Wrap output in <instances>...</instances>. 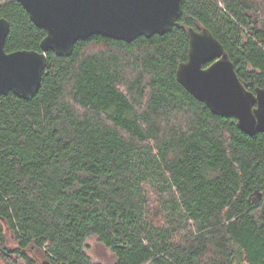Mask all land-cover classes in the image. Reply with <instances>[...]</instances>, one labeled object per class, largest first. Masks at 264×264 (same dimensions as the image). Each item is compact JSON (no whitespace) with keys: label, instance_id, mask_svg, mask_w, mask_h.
Here are the masks:
<instances>
[{"label":"trees","instance_id":"trees-1","mask_svg":"<svg viewBox=\"0 0 264 264\" xmlns=\"http://www.w3.org/2000/svg\"><path fill=\"white\" fill-rule=\"evenodd\" d=\"M7 53L44 30L0 0ZM206 28L247 90L264 88V0H182L171 32L47 53L29 101L0 95V264H264V133L215 115L176 80Z\"/></svg>","mask_w":264,"mask_h":264},{"label":"water","instance_id":"water-1","mask_svg":"<svg viewBox=\"0 0 264 264\" xmlns=\"http://www.w3.org/2000/svg\"><path fill=\"white\" fill-rule=\"evenodd\" d=\"M30 21L45 32L40 51L7 53L9 23L0 19V95L29 101L38 92L47 53L67 57L92 36L131 43L171 32L182 0H16ZM187 60L178 64L177 82L211 113L235 118L243 133H264V88L247 90L223 46L206 28L187 30Z\"/></svg>","mask_w":264,"mask_h":264},{"label":"rangeland","instance_id":"rangeland-1","mask_svg":"<svg viewBox=\"0 0 264 264\" xmlns=\"http://www.w3.org/2000/svg\"><path fill=\"white\" fill-rule=\"evenodd\" d=\"M85 251L93 262L99 264H116L114 255L105 248L95 237H90L85 242Z\"/></svg>","mask_w":264,"mask_h":264}]
</instances>
